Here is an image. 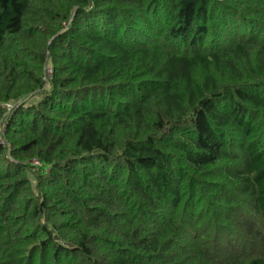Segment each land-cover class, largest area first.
Returning a JSON list of instances; mask_svg holds the SVG:
<instances>
[{
    "label": "trees",
    "instance_id": "16d2710c",
    "mask_svg": "<svg viewBox=\"0 0 264 264\" xmlns=\"http://www.w3.org/2000/svg\"><path fill=\"white\" fill-rule=\"evenodd\" d=\"M0 264H264V0H0Z\"/></svg>",
    "mask_w": 264,
    "mask_h": 264
},
{
    "label": "built area",
    "instance_id": "2783aa9c",
    "mask_svg": "<svg viewBox=\"0 0 264 264\" xmlns=\"http://www.w3.org/2000/svg\"><path fill=\"white\" fill-rule=\"evenodd\" d=\"M1 144H8V143H5L4 141H1ZM34 165H40V162L39 161H37L36 159L35 160H33V162H32Z\"/></svg>",
    "mask_w": 264,
    "mask_h": 264
},
{
    "label": "rangeland",
    "instance_id": "374dc122",
    "mask_svg": "<svg viewBox=\"0 0 264 264\" xmlns=\"http://www.w3.org/2000/svg\"><path fill=\"white\" fill-rule=\"evenodd\" d=\"M8 107H10V106H8ZM11 108V107H10Z\"/></svg>",
    "mask_w": 264,
    "mask_h": 264
}]
</instances>
